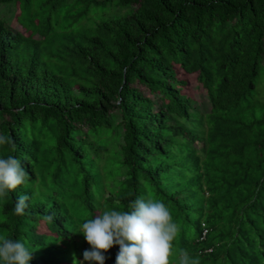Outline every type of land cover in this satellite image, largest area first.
Listing matches in <instances>:
<instances>
[{"label":"trees","instance_id":"trees-1","mask_svg":"<svg viewBox=\"0 0 264 264\" xmlns=\"http://www.w3.org/2000/svg\"><path fill=\"white\" fill-rule=\"evenodd\" d=\"M15 3L30 33L0 19V135L15 145L0 157L29 178L0 198V235L30 264H73L90 247L79 224L152 197L180 229L171 264L180 249L264 264V0H0Z\"/></svg>","mask_w":264,"mask_h":264},{"label":"clouds","instance_id":"clouds-1","mask_svg":"<svg viewBox=\"0 0 264 264\" xmlns=\"http://www.w3.org/2000/svg\"><path fill=\"white\" fill-rule=\"evenodd\" d=\"M12 144L10 137L0 135V145ZM29 178L21 160L13 155L0 157V198L10 195ZM30 197L21 194L15 200L14 212L24 215ZM47 219L52 220L49 216ZM90 246L83 251V259L73 264H105V255L114 245L119 250L115 264H171L173 241L179 227L169 208L152 197H138L129 210H103L78 225ZM33 251L20 240L0 235V264H30ZM179 264H200L185 249L179 251Z\"/></svg>","mask_w":264,"mask_h":264},{"label":"rangeland","instance_id":"rangeland-1","mask_svg":"<svg viewBox=\"0 0 264 264\" xmlns=\"http://www.w3.org/2000/svg\"><path fill=\"white\" fill-rule=\"evenodd\" d=\"M19 16H21L23 22H25L24 25L18 20ZM0 19H2L1 21L5 22L13 29L19 30L26 36L29 35L30 32L25 29V24L29 23V19L20 15L17 3L11 7L0 4ZM174 68L177 79L183 82L181 85L177 86L181 93L193 100H196V102L199 104L206 103L205 91L198 81L197 73L188 74L181 70L179 66H174ZM263 84V80L259 79L257 82V90H259V87H261ZM38 231L39 233H48V231L45 229V226L42 224L38 228Z\"/></svg>","mask_w":264,"mask_h":264}]
</instances>
